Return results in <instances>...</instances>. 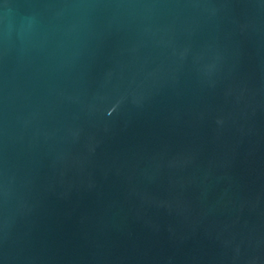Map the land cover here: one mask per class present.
<instances>
[{
  "label": "water",
  "instance_id": "95a60500",
  "mask_svg": "<svg viewBox=\"0 0 264 264\" xmlns=\"http://www.w3.org/2000/svg\"><path fill=\"white\" fill-rule=\"evenodd\" d=\"M0 264H264V0H0Z\"/></svg>",
  "mask_w": 264,
  "mask_h": 264
}]
</instances>
